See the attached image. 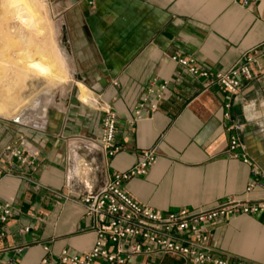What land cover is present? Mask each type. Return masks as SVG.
<instances>
[{
  "label": "crops",
  "instance_id": "0c3cea01",
  "mask_svg": "<svg viewBox=\"0 0 264 264\" xmlns=\"http://www.w3.org/2000/svg\"><path fill=\"white\" fill-rule=\"evenodd\" d=\"M49 1L63 20L71 72L96 104L69 92L61 104L30 116L33 124L24 123L22 113L0 116V167L10 168L2 153L19 137L40 150L34 171L22 166L0 176V199L12 205L1 264L18 249L16 264H40L46 255L57 259L65 249L76 255L92 250L96 232L81 201L83 187L66 186V140L76 134L100 138L104 108L117 115V142L124 148L112 159L95 153L96 188L156 148L158 159L148 173L125 183L133 199L147 207L204 211L228 196L264 200L260 188L246 192L250 181L264 180V0L249 7L234 0ZM252 50L260 59L257 77L231 97L217 85L206 88L171 60L177 52L193 56L201 68L226 72ZM151 81L166 83L167 90L158 109L131 127ZM231 101L227 119L225 104ZM232 124L243 126L240 136L250 163L227 154ZM210 235L220 252L264 264V213L220 219ZM131 264L188 263L166 254L139 255Z\"/></svg>",
  "mask_w": 264,
  "mask_h": 264
},
{
  "label": "built area",
  "instance_id": "2783aa9c",
  "mask_svg": "<svg viewBox=\"0 0 264 264\" xmlns=\"http://www.w3.org/2000/svg\"><path fill=\"white\" fill-rule=\"evenodd\" d=\"M234 1L249 7L255 0ZM171 56L173 62L202 81L206 88L217 85L230 97L236 95L245 82L257 77L260 62L259 54L252 50L245 53L229 71L212 72L201 68L193 56H183L177 52ZM166 90V83L158 85L156 81H151L136 106L135 116L129 121V125L132 127L143 120L146 113L155 112ZM232 106V101L225 104L227 119L232 117ZM103 112L105 116L100 138L76 134L66 140V186L74 187L75 182H78L83 187V192L79 194L82 196L85 214L94 219L95 244L91 251L80 255L72 254L67 249L62 251L57 259L46 255L40 264H131L139 255L151 257L166 254L180 256L188 264H252L217 250L212 244L210 231L220 219L262 215L264 200L247 201L228 196L217 206L204 211L180 209L177 212H160L147 207L133 199L126 190L125 183L148 173V169L158 159L156 148L144 151L134 167L112 174L100 188L93 185L91 177L94 174L95 153L103 152L108 159H112L124 148L117 142V115L111 108H104ZM242 128L240 124H232L229 128L233 132L229 138L227 154L241 157L247 164L250 163V158L244 153V142L240 136ZM2 156L11 162L7 170L0 167V176H6L11 170L22 166L34 171L39 162L40 150L30 148L24 137H19L16 143L5 146ZM262 177L250 181L246 192L256 188L264 191ZM11 216L12 205L0 199V255L6 252L2 242L7 236L6 228ZM28 230L27 227L20 232ZM45 249L48 253L49 248ZM20 253L21 249L16 250L15 255L10 256L3 264H16V256Z\"/></svg>",
  "mask_w": 264,
  "mask_h": 264
},
{
  "label": "rangeland",
  "instance_id": "374dc122",
  "mask_svg": "<svg viewBox=\"0 0 264 264\" xmlns=\"http://www.w3.org/2000/svg\"><path fill=\"white\" fill-rule=\"evenodd\" d=\"M66 43L62 17L49 0H0V116L37 115L69 92L79 99ZM34 61L47 65V72L35 70Z\"/></svg>",
  "mask_w": 264,
  "mask_h": 264
},
{
  "label": "bare ground",
  "instance_id": "6f19581e",
  "mask_svg": "<svg viewBox=\"0 0 264 264\" xmlns=\"http://www.w3.org/2000/svg\"><path fill=\"white\" fill-rule=\"evenodd\" d=\"M24 3V2H23ZM29 9V8H28ZM30 10V9H29ZM31 11V10H30ZM14 14V13H13ZM12 16V15H11ZM17 16V15H16ZM14 18V17H13ZM21 18V17H20ZM17 19V18H16ZM23 19H25V18H23ZM22 19V20H23ZM20 21V20H19ZM19 21H17L18 23H19ZM15 22V21H14ZM17 26V25H16ZM13 28H15V27H13ZM19 31V30H18ZM17 31V32H18ZM33 33V32H32ZM29 34V33H28ZM65 55H66V53L65 52H63V50H62V57H63V59H65L66 57H65ZM32 66L35 68V70H38L39 72H47V70H48V66L47 65H44V64H42V63H40V62H38V61H34V62H32ZM49 69H50V67H49ZM56 71V70H55ZM53 75V74H52ZM56 75V74H55ZM56 77V76H55ZM63 77H64V75H63ZM78 88H80V90H81V93H80V96H79V99L82 101V102H84V103H86L87 105H94V103L96 102V101H93L92 100V98L90 97V90H88L86 87H84V85L82 84V83H80V82H78ZM51 102H52V100H50L49 101V103L51 104ZM55 104V103H54ZM96 104V103H95ZM22 119H23V122L24 123H26V124H33L32 122H33V120L34 119H32V117H22Z\"/></svg>",
  "mask_w": 264,
  "mask_h": 264
}]
</instances>
